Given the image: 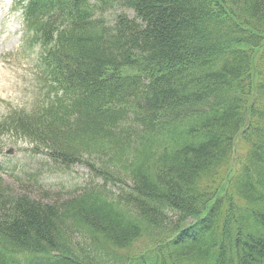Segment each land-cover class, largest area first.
<instances>
[{"label": "trees", "instance_id": "1", "mask_svg": "<svg viewBox=\"0 0 264 264\" xmlns=\"http://www.w3.org/2000/svg\"><path fill=\"white\" fill-rule=\"evenodd\" d=\"M117 4L134 16L106 20ZM25 19L49 92L0 131L92 178L0 176V264H264V0H29Z\"/></svg>", "mask_w": 264, "mask_h": 264}, {"label": "rangeland", "instance_id": "2", "mask_svg": "<svg viewBox=\"0 0 264 264\" xmlns=\"http://www.w3.org/2000/svg\"><path fill=\"white\" fill-rule=\"evenodd\" d=\"M14 2L15 0H0V118L14 108L34 104L36 97L38 101L43 97L37 64V46H29L27 43V37L23 34L22 16L12 8ZM122 7L118 6L114 10L122 11ZM127 12L134 16L132 10ZM212 22L207 24L210 31L221 30V24L216 20ZM126 71L133 72L135 69L128 68ZM15 135L0 138L3 148L0 158L10 163L14 169L23 168L24 171L18 176L23 177L22 180L27 183L33 182L34 186L31 188L47 190L50 193L70 192L74 190L75 185L84 184L92 178L89 168L82 165H76L69 172H61L47 165L42 167L40 163L44 155L35 152L27 139H19V136ZM7 151L12 153L8 154ZM10 171L6 182L16 186L18 190L17 185H20V182L16 180L14 171ZM30 174L35 175L34 180L31 178L32 181L28 180V175L33 176ZM39 180L42 185L36 182ZM145 242L141 241L138 250L145 247Z\"/></svg>", "mask_w": 264, "mask_h": 264}]
</instances>
